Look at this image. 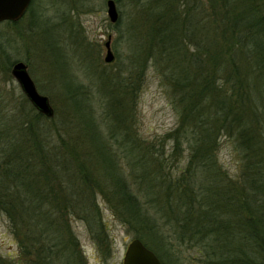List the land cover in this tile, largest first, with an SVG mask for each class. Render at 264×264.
Listing matches in <instances>:
<instances>
[{"label": "trees", "instance_id": "1", "mask_svg": "<svg viewBox=\"0 0 264 264\" xmlns=\"http://www.w3.org/2000/svg\"><path fill=\"white\" fill-rule=\"evenodd\" d=\"M188 1L153 0L159 11L146 34L179 115L161 143L133 129L135 97H110L103 130L89 98L71 97L67 108L83 125L79 143L63 140L55 116L34 107L21 121L0 118V210L21 262L79 264L74 217L103 244L100 194L144 244L185 245L197 264H264V0ZM20 21L1 24L14 29ZM222 137L235 141L238 176L219 164Z\"/></svg>", "mask_w": 264, "mask_h": 264}, {"label": "rangeland", "instance_id": "2", "mask_svg": "<svg viewBox=\"0 0 264 264\" xmlns=\"http://www.w3.org/2000/svg\"><path fill=\"white\" fill-rule=\"evenodd\" d=\"M106 2L32 0L30 11L14 29L0 24V118L14 116L21 121L33 107L11 74L13 64L22 61L27 64L39 93L49 98L54 109L55 127L63 129L61 133L65 141L71 138L79 143L83 129L77 120L79 118L73 117L67 108L72 103L71 97H78L76 99L81 103L84 99L79 97L89 98L94 119L101 124L102 130L110 97H135L130 103L134 115L132 127L146 142L161 143L162 138L176 128L178 112L171 104L159 65L146 50L145 40L154 17L152 14L159 10L153 0H120L117 7L122 19L116 25L110 22ZM147 12L149 14H144ZM109 38L115 54V60L110 64L104 61L105 43ZM126 84L129 92L124 93ZM54 123L51 124V132L55 133ZM107 131L105 128L104 136ZM53 141L58 147L61 139L54 135ZM171 147L169 141L164 145L168 154ZM112 148L120 150L117 146ZM218 160L231 176L239 175L241 160L232 138H221ZM185 163L183 160L181 167ZM97 197L107 238L104 237L101 244L85 221L74 217L71 226L84 257L79 264H122L128 244L137 238L136 233L117 218L102 195ZM145 244L166 264H197L196 250L185 245L176 242ZM0 259L21 264L30 262V259H22L21 262L18 238L1 210ZM33 260L31 262L36 264ZM40 260L43 264L58 261Z\"/></svg>", "mask_w": 264, "mask_h": 264}, {"label": "water", "instance_id": "3", "mask_svg": "<svg viewBox=\"0 0 264 264\" xmlns=\"http://www.w3.org/2000/svg\"><path fill=\"white\" fill-rule=\"evenodd\" d=\"M31 0H0V24L6 21H19L27 12ZM107 15L110 22L118 23L120 13L115 0H107ZM105 63H112L115 60L111 49V39L106 43ZM11 74L20 85L22 92L29 100L31 105L45 117L54 116V109L46 95L39 93L37 87L31 78L27 64L18 61L13 64ZM122 264H163L158 256L149 249L139 238L133 239L127 246Z\"/></svg>", "mask_w": 264, "mask_h": 264}, {"label": "flooded vegetation", "instance_id": "4", "mask_svg": "<svg viewBox=\"0 0 264 264\" xmlns=\"http://www.w3.org/2000/svg\"><path fill=\"white\" fill-rule=\"evenodd\" d=\"M113 51V50H112ZM114 53V52H113ZM114 56H115V54H114Z\"/></svg>", "mask_w": 264, "mask_h": 264}]
</instances>
